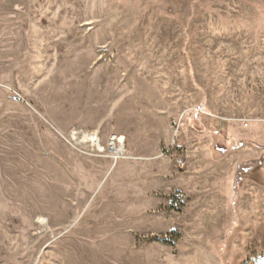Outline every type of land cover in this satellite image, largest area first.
Returning a JSON list of instances; mask_svg holds the SVG:
<instances>
[{"label": "rangeland", "instance_id": "1", "mask_svg": "<svg viewBox=\"0 0 264 264\" xmlns=\"http://www.w3.org/2000/svg\"><path fill=\"white\" fill-rule=\"evenodd\" d=\"M0 264H264V0H0Z\"/></svg>", "mask_w": 264, "mask_h": 264}, {"label": "built area", "instance_id": "2", "mask_svg": "<svg viewBox=\"0 0 264 264\" xmlns=\"http://www.w3.org/2000/svg\"><path fill=\"white\" fill-rule=\"evenodd\" d=\"M179 164L182 165V161L181 160L179 161Z\"/></svg>", "mask_w": 264, "mask_h": 264}]
</instances>
